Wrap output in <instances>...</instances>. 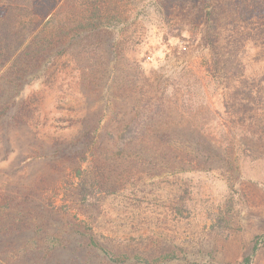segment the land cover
Instances as JSON below:
<instances>
[{"label": "rangeland", "instance_id": "374dc122", "mask_svg": "<svg viewBox=\"0 0 264 264\" xmlns=\"http://www.w3.org/2000/svg\"><path fill=\"white\" fill-rule=\"evenodd\" d=\"M211 3L125 0L105 43L30 69L16 55L68 7L22 36L0 70V264H264V0ZM139 102L167 136L107 162Z\"/></svg>", "mask_w": 264, "mask_h": 264}, {"label": "trees", "instance_id": "16d2710c", "mask_svg": "<svg viewBox=\"0 0 264 264\" xmlns=\"http://www.w3.org/2000/svg\"><path fill=\"white\" fill-rule=\"evenodd\" d=\"M123 2L125 0H0V70L19 52L13 50H19L20 44L23 45L25 42V39L22 41V36L34 33L39 26L47 28L53 25L55 13L66 7H68L66 20L57 26L54 25L52 35L49 37L34 35L30 45L16 55L14 66L20 65V69L38 67L54 50L68 45L72 40L73 45L85 43L97 46L100 42L105 43L108 40L105 35L121 28L129 18L120 11ZM206 2L210 15L214 5L211 3L212 0ZM244 8L245 0H235L236 13L242 14ZM205 32L207 30H203V33ZM144 104L139 102L135 107L136 116L130 118L118 130L112 146L104 150L107 162L146 156L154 139L167 136L164 131L167 125L151 115ZM98 170L100 171V168ZM83 174L84 172L80 177ZM91 176L89 178L83 176L79 183L80 200L83 205L93 204L99 188L105 186L111 178L108 173L102 174L101 171ZM257 249L258 246L255 247V251ZM104 252L108 254L106 250ZM169 258L170 261L174 259L173 255L167 254L163 261H168ZM129 259L128 255L119 254L115 261L124 263ZM134 260L141 263L138 255ZM154 261L158 262V259Z\"/></svg>", "mask_w": 264, "mask_h": 264}]
</instances>
